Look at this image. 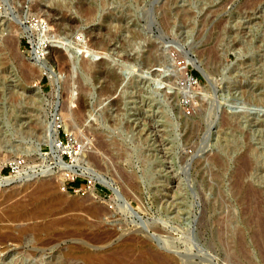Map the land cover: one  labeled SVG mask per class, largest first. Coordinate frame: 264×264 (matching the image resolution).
Wrapping results in <instances>:
<instances>
[{
	"label": "rangeland",
	"instance_id": "obj_1",
	"mask_svg": "<svg viewBox=\"0 0 264 264\" xmlns=\"http://www.w3.org/2000/svg\"><path fill=\"white\" fill-rule=\"evenodd\" d=\"M263 30L264 0H0V156L40 171L0 182V264H133L150 247L175 264H264ZM50 125L77 150L63 160L114 192L59 174Z\"/></svg>",
	"mask_w": 264,
	"mask_h": 264
},
{
	"label": "bare ground",
	"instance_id": "obj_2",
	"mask_svg": "<svg viewBox=\"0 0 264 264\" xmlns=\"http://www.w3.org/2000/svg\"><path fill=\"white\" fill-rule=\"evenodd\" d=\"M21 1V0H20ZM253 1V0H252ZM36 3V2H35ZM251 5V4H250ZM262 7V6H261ZM34 8L35 9H37V10H39V9H41V3H37V4H35L34 5ZM48 10H49V12H51V14L52 15H55V14H58L59 13V11L57 10V9H55V8H48ZM39 12V11H38ZM89 13V12H88ZM38 14V13H37ZM90 14V13H89ZM47 15V14H46ZM184 15V14H183ZM46 18L47 19H49L50 21H51V19H53V18H49V17H47L46 16ZM45 18V19H46ZM41 19V18H40ZM44 19V18H43ZM68 19V18H67ZM6 20V19H5ZM64 20H65V17H64V15L62 14V16L57 20L58 21V23H63L64 22ZM65 21H67V20H65ZM117 21V20H116ZM69 22H71V21H69ZM72 23V22H71ZM73 24V23H72ZM78 24V23H77ZM8 25H9V23H8ZM11 28H12V26H11ZM10 28V29H11ZM29 31L30 29H29V27H26V26H24L23 25V32L22 33H25L26 31ZM11 31V30H10ZM264 31V30H263ZM47 33L48 32H45V31H43L42 33H39V38H40V42L42 43H45L46 42V39H47V36H49V35H47ZM54 33V32H53ZM78 33V32H77ZM55 34H56V32H55ZM68 32L66 33V36L64 37V39L65 40H68L69 38V36H68ZM79 35V34H78ZM81 35V34H80ZM3 36V35H2ZM31 36V35H30ZM54 36V35H53ZM56 36V35H55ZM54 36V37H55ZM263 36H264V34H263ZM217 37V36H216ZM39 43V42H38ZM40 44V43H39ZM86 44V43H85ZM85 46H87V45H85ZM54 49V48H53ZM211 49V48H210ZM42 50V48H40V51ZM200 52V51H199ZM216 52V51H215ZM57 58V57H56ZM125 60V59H124ZM202 61V60H201ZM36 62H38V61H36ZM253 64V63H252ZM263 65H264V63L262 62H260V61H257L256 63H254V68L252 69L253 71H255V70H258V69H261L262 67H263ZM103 66V65H102ZM252 66V65H251ZM97 67V66H96ZM120 67H122V66H120ZM41 69H40V73L41 74H44V73H46V74H48V76L50 77V81H51V83L53 84V87L55 88V85L57 84V79H56V71L53 69V68H49V67H46L45 65H41V67H40ZM103 68V67H102ZM119 68V67H118ZM120 69V68H119ZM115 70V69H114ZM251 71V70H250ZM186 73V72H185ZM258 73L259 72H255L254 73V77L256 78V81H255V83H254V86H255V88H253L252 89V93H255V95H256V99L257 100H263L264 99V84H263V81H260L258 78H259V76H258ZM262 75L264 74V72L263 73H261ZM106 75V74H105ZM107 76V75H106ZM261 76V75H260ZM188 78V77H187ZM186 78V79H187ZM188 80V79H187ZM186 85V84H185ZM187 86L189 87V84H187ZM187 86H185V87H187ZM188 87L187 88H185V89H187L186 90V92L188 93V94H191L192 96L194 95L193 93L194 92H192V90H190V88L188 89ZM86 88V87H85ZM183 88H184V86H183ZM252 88V87H251ZM81 89V88H80ZM109 90V89H108ZM114 90V89H113ZM251 90V89H250ZM86 91V90H85ZM250 92V93H251ZM257 95L258 96H260V97H257ZM191 96V97H192ZM80 97V96H79ZM82 98V97H81ZM74 99V98H73ZM78 101H80L79 100V98H78ZM72 102V101H71ZM75 102H77L76 100H75ZM118 102V101H117ZM80 104V103H79ZM79 104H77V105H79ZM100 104H101V106H103L104 105V101H102V102H100ZM116 104V103H115ZM67 105V104H66ZM112 105V104H111ZM114 105V104H113ZM80 107V106H79ZM83 107V106H82ZM67 108V107H66ZM71 108V107H70ZM116 108V107H115ZM117 109V108H116ZM59 111V110H58ZM115 111V110H114ZM61 112V110L59 111V113ZM69 112V111H68ZM62 113H64L63 111H62ZM66 113V112H65ZM64 113V114H65ZM70 113V112H69ZM67 114V113H66ZM72 114V113H71ZM61 115V114H60ZM70 116V115H69ZM61 117H64V116H61ZM62 119H64V118H62ZM65 119H67L66 118V115H65ZM64 119V120H65ZM63 120V121H64ZM50 121V120H49ZM52 122V121H51ZM47 125H48V123H46ZM54 124V123H53ZM68 123L66 122V120L64 121V124L63 125H65V126H68L67 125ZM55 131H57V127L56 128H53V127H51V125L50 126H47V128H46V130L43 132V142H46L48 145H49V147H50V149H51V154H52V156H51V160L55 163V164H57L58 166H59V174L60 175H66V174H68V172H71V173H73V174H76V173H78V174H91L92 172H94L95 174H96V179H97V181H99V182H101V183H103V184H105L112 192H114L115 190H114V184H113V182H112V180L111 179H109V178H106L105 176H101L97 171H96V169L95 168H93L90 164H88L85 160H84V158L82 159V157L80 158L79 157V159L77 158V161L76 162H71V163H67V162H65L64 160H63V158H62V154H63V152L61 151V148L60 147H57V145H56V139H57V137H56V132ZM84 147V146H83ZM73 161H74V159H73ZM249 161V160H248ZM53 164V163H52ZM248 164H249V162H248ZM45 165V164H44ZM47 165V167H46V171H45V173L46 174H52V173H55V171L53 170V165H50V164H46ZM90 165V166H89ZM36 166H31L30 168L33 170V172L32 173H30L29 172V170L27 169V170H25L24 172H22V173H20V174H18V175H16V176H6L5 177V179H3L2 181H1V183H12V182H15V181H17L20 177H24L25 175H27V176H31V175H33L34 174V179H35V177H37L38 175L37 174H40L39 172L40 171H36V170H34V168H35ZM36 171V172H35ZM42 173H44V171H42ZM93 174V173H92ZM91 174V175H92ZM69 175V174H68ZM65 177V176H64ZM239 184V183H238ZM239 187V186H238ZM46 188V187H45ZM42 189H44V186L41 188V190ZM249 189V188H248ZM260 189V188H259ZM240 190V189H239ZM258 189H256V191H257ZM167 191V190H166ZM244 191H245V189H244ZM253 191H255V190H253ZM258 191H260V190H258ZM258 191H257V193H258ZM172 193V192H171ZM252 193V192H251ZM255 193V192H254ZM257 193H255V194H257ZM166 196V195H165ZM262 196V195H261ZM263 197L264 196H262V197H260V198H262L263 199ZM244 198V197H243ZM250 198V197H249ZM262 199H259V200H261L262 201ZM248 200V199H247ZM263 202V201H262ZM259 203V202H258ZM264 203V202H263ZM257 204V203H256ZM263 215V214H262ZM263 218V217H262ZM264 219V218H263ZM54 223V222H53ZM48 224H49V222H48ZM47 224V225H48ZM47 225H45V223L42 225V227L44 228L45 226H47ZM50 225H52V223H50ZM48 226V227H50L51 228V226ZM147 228L148 227H151V226H153L152 224H147V225H145ZM40 228V227H39ZM46 229H47V227H45ZM144 230H145V228H144ZM264 230V229H263ZM264 236V235H263ZM168 239V238H167ZM168 241V240H167ZM172 240H170V241H168V242H171ZM264 241V240H263ZM127 247V246H126ZM128 248H131V247H128ZM124 249H126V248H124ZM145 249V248H144ZM126 252H128L127 250H125ZM65 253V252H64ZM78 253V252H77ZM116 253V252H115ZM139 253V252H138ZM126 254V253H125ZM129 254V253H128ZM162 253H158L155 249H152L151 247L150 248H147V249H145V251L143 250L142 252H141V254L139 253V257L138 258H136L135 259V261H134V263L133 264H175V262H173L174 260H172V259H170L169 258V256L167 257V256H164V255H161ZM112 255V254H111ZM124 255V254H123ZM82 256H84V255H82ZM96 256H98L97 254L95 255V257H94V255L92 254V253H90V252H85V264H103V262H105V261H108V259L107 260H105V259H103L104 258V256H101L100 257V259H103L104 261H102V260H99V259H97L96 258ZM130 256V255H129ZM56 257V256H55ZM67 257V256H66ZM103 257V258H102ZM107 257V256H106ZM109 257V256H108ZM98 258H99V256H98ZM84 259V258H83ZM117 259V258H116ZM115 259V260H116ZM124 259V258H123ZM174 259V258H173ZM77 260V259H76ZM126 260V259H125ZM69 261H70V258L69 257H67L66 259L64 258V259H57V260H50L49 261V263L48 264H69ZM81 262V261H80ZM121 262H123V260L121 259V258H119V259H117V261L116 262H114V263H121ZM105 264H106V262H105ZM108 264V263H107ZM110 264V263H109ZM128 264V263H127Z\"/></svg>",
	"mask_w": 264,
	"mask_h": 264
},
{
	"label": "built area",
	"instance_id": "obj_3",
	"mask_svg": "<svg viewBox=\"0 0 264 264\" xmlns=\"http://www.w3.org/2000/svg\"><path fill=\"white\" fill-rule=\"evenodd\" d=\"M44 27L45 26H42L41 29H43ZM46 46H47V43H43V42L41 43L40 42V45H36L35 47H32L34 57H36L37 59L41 58V56L44 53H43V50L40 51V48L46 47ZM189 79H190L189 80L190 85H192V83L194 84L195 79L193 78V76H189ZM57 127L62 128V124L57 123ZM69 141H70V139L66 138V142L68 143ZM71 141H73V140L71 139ZM66 142H65V140H63L60 137H57V139H56V145H57V147L61 148V151L63 152V154L68 153L70 155V150L74 151V154L77 153V150L69 149ZM67 149L69 151H67ZM5 168H8V169H6L7 171H9L8 175L4 173ZM28 168H30V167L27 166L25 159L22 157H17V158H14V159L7 162L3 159V157L0 156V182L3 179H5L6 176H16V175L24 172Z\"/></svg>",
	"mask_w": 264,
	"mask_h": 264
},
{
	"label": "trees",
	"instance_id": "obj_4",
	"mask_svg": "<svg viewBox=\"0 0 264 264\" xmlns=\"http://www.w3.org/2000/svg\"><path fill=\"white\" fill-rule=\"evenodd\" d=\"M73 184H74V185H80L81 182L77 180V181H75Z\"/></svg>",
	"mask_w": 264,
	"mask_h": 264
}]
</instances>
